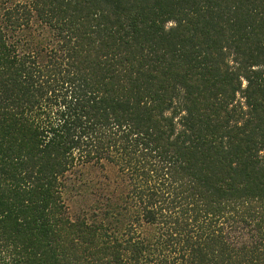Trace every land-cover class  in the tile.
<instances>
[{
  "label": "trees",
  "instance_id": "obj_1",
  "mask_svg": "<svg viewBox=\"0 0 264 264\" xmlns=\"http://www.w3.org/2000/svg\"><path fill=\"white\" fill-rule=\"evenodd\" d=\"M0 264H264V0H0Z\"/></svg>",
  "mask_w": 264,
  "mask_h": 264
},
{
  "label": "rangeland",
  "instance_id": "obj_2",
  "mask_svg": "<svg viewBox=\"0 0 264 264\" xmlns=\"http://www.w3.org/2000/svg\"><path fill=\"white\" fill-rule=\"evenodd\" d=\"M63 199L68 214L75 219L92 211L95 202L108 190H120L123 180L116 169L107 164H86L74 168L66 177Z\"/></svg>",
  "mask_w": 264,
  "mask_h": 264
}]
</instances>
